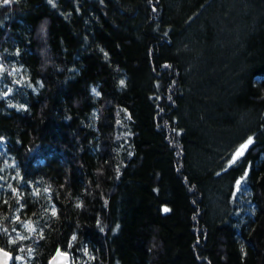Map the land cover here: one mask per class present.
Masks as SVG:
<instances>
[{"label":"trees","instance_id":"16d2710c","mask_svg":"<svg viewBox=\"0 0 264 264\" xmlns=\"http://www.w3.org/2000/svg\"><path fill=\"white\" fill-rule=\"evenodd\" d=\"M0 249L264 264V0H0Z\"/></svg>","mask_w":264,"mask_h":264},{"label":"water","instance_id":"95a60500","mask_svg":"<svg viewBox=\"0 0 264 264\" xmlns=\"http://www.w3.org/2000/svg\"><path fill=\"white\" fill-rule=\"evenodd\" d=\"M14 256L12 252L6 249H0V264H12ZM49 264H71V256L61 250H58Z\"/></svg>","mask_w":264,"mask_h":264},{"label":"snow or ice","instance_id":"6c2138e0","mask_svg":"<svg viewBox=\"0 0 264 264\" xmlns=\"http://www.w3.org/2000/svg\"><path fill=\"white\" fill-rule=\"evenodd\" d=\"M12 2H13V0H2L3 5H8V4L12 3ZM121 83H123V82H121ZM250 143H251V139H249V141L246 144L241 146V149H239L237 151L236 156L242 155L243 154V150L245 148H247L248 144H250ZM238 183H239V181H238ZM165 211H167V209H165ZM53 214H55V212H53ZM73 239H75V237H73Z\"/></svg>","mask_w":264,"mask_h":264},{"label":"rangeland","instance_id":"374dc122","mask_svg":"<svg viewBox=\"0 0 264 264\" xmlns=\"http://www.w3.org/2000/svg\"><path fill=\"white\" fill-rule=\"evenodd\" d=\"M241 149V148H240ZM246 150V148L243 150V153H244V151ZM237 153V152H236ZM241 156V155H240ZM240 156H236V154L234 155V160L235 159H237V158H239Z\"/></svg>","mask_w":264,"mask_h":264}]
</instances>
